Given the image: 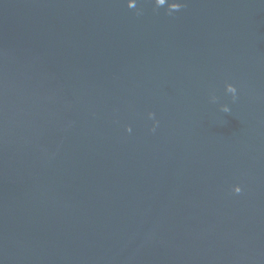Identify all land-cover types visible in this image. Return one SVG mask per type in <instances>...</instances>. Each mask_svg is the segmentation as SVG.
<instances>
[{
	"label": "water",
	"instance_id": "1",
	"mask_svg": "<svg viewBox=\"0 0 264 264\" xmlns=\"http://www.w3.org/2000/svg\"><path fill=\"white\" fill-rule=\"evenodd\" d=\"M0 264H264V0H0Z\"/></svg>",
	"mask_w": 264,
	"mask_h": 264
},
{
	"label": "clouds",
	"instance_id": "2",
	"mask_svg": "<svg viewBox=\"0 0 264 264\" xmlns=\"http://www.w3.org/2000/svg\"><path fill=\"white\" fill-rule=\"evenodd\" d=\"M181 7V5L179 4L178 6H177V9L176 10H178L179 8ZM233 93H234V97H233V99L235 100L236 98H237V88L235 87V86H233V87H231V89H230ZM226 111L228 110V109H225ZM155 130V129H154ZM153 130V131H154ZM242 191V188L240 187V186H238V187H236L235 188V192L236 193H240Z\"/></svg>",
	"mask_w": 264,
	"mask_h": 264
}]
</instances>
